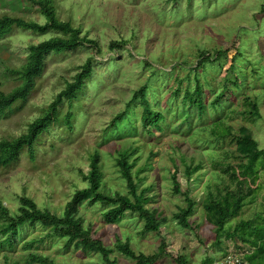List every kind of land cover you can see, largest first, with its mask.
I'll list each match as a JSON object with an SVG mask.
<instances>
[{
  "label": "rangeland",
  "instance_id": "obj_1",
  "mask_svg": "<svg viewBox=\"0 0 264 264\" xmlns=\"http://www.w3.org/2000/svg\"><path fill=\"white\" fill-rule=\"evenodd\" d=\"M54 3L58 18L71 21L80 28L81 35L96 40L99 52L83 45L46 55L34 91L21 108L17 103L8 116L0 119V140L26 133L28 124L43 114L56 94L72 81L79 66L92 59L93 67L82 92L71 106L67 102L59 106L58 120L34 143V156L25 148L10 166L0 167L3 205L15 212L19 198L26 196L39 208L61 214L74 192L87 186L83 176L94 154H98L106 190L124 194L127 189L115 166V150L135 147L137 151L130 157V161H136L132 172L135 175L138 169H143L138 175L141 181L136 193L149 187L145 207L165 219L160 230L141 233L143 221L129 213L118 224H108L99 204H83L79 211L85 225L92 222V229L97 231L103 245L112 249L109 257L114 264H134L130 257L114 248L117 238L122 242L128 239L136 254L158 253L160 257L154 264H178V256L186 258V264H201L206 256L212 257V264H230L232 257L247 264L244 256L252 251L260 257L263 252L257 251V247L255 250L238 237L228 238L224 234L217 249L202 202L208 193L217 192L216 184L222 186L221 178L230 186L228 175L222 173L220 166L230 162L238 175V163H245L237 159L232 142V135H238L241 127L247 128L258 147L264 149V0H54ZM5 14L39 24L45 22L35 5H26L25 0H0V16ZM53 36L51 31L38 34L14 28L0 40V91L9 92L17 86L16 76L10 72L24 64L28 46ZM114 41L126 42L111 50L110 43ZM217 51L221 54L215 58ZM200 53H207L211 61L195 70ZM231 63L240 77L236 85L231 83L233 72L227 71ZM196 78L206 105L201 119L185 96L187 90L193 91ZM142 86L152 109L164 115L161 129L150 128V133L141 125L140 99H132ZM220 93H223L221 105L210 106ZM246 98L257 102L258 116L244 113ZM67 112L73 114L71 129L64 123ZM120 113H125V117L116 122L118 130L110 129L109 125ZM219 119L230 127L231 135L220 138L211 134L212 128L218 134H226L224 125H213ZM188 165L195 167L190 174L185 172ZM244 180L252 194L239 214L226 222L224 232L240 221L264 226V156L255 162L252 175H245ZM176 183L178 193L174 190ZM187 197L195 206L188 219L192 228L185 229L177 224L174 214L186 207ZM44 233L41 226H24L15 237L14 246L1 248L0 264L5 253L17 264H25L28 251L22 244ZM37 245L35 251L49 256L55 264H105L98 253L66 250L64 241L58 238Z\"/></svg>",
  "mask_w": 264,
  "mask_h": 264
},
{
  "label": "trees",
  "instance_id": "obj_2",
  "mask_svg": "<svg viewBox=\"0 0 264 264\" xmlns=\"http://www.w3.org/2000/svg\"><path fill=\"white\" fill-rule=\"evenodd\" d=\"M26 5L30 3L31 6L35 5L37 11L44 17L45 22L39 24L35 21H28L20 17L2 15L0 16V40L5 38L14 28H18L24 31H30L32 33L45 34L48 31L54 33V36L42 41L38 44L28 46V54L25 58L24 64L17 70H12L11 75L16 76L17 86L11 91H0V119L8 116L13 107L18 103V107L21 108L22 104L26 101L31 92L34 91L36 80L42 75L45 66L44 60L46 55L51 53H62L72 51L83 45H88L91 49L99 52L98 42L86 35H81L80 28L73 25L71 21H61L56 13L54 0H25ZM126 41H114L110 43V49L122 47ZM226 52H223V55ZM221 52H216L214 57H218ZM236 55L239 54L236 52ZM200 61L197 63V67L194 69L203 68V63L211 61L210 56L200 53ZM91 58H88L84 64L79 66V71L73 77L71 82H67L65 87L54 97L53 101L46 107L43 114L28 124L26 133L19 137L7 140H0V167H8L17 158L18 154L27 148L30 155L34 156L35 142L38 137L43 134L47 129L58 120L59 106L63 102H67L69 106L73 100H75L82 92L86 79L90 76L93 64H91ZM234 61V59H232ZM234 63H231L228 70L233 72V80L231 83L237 84L240 81V77L234 72ZM238 76V77H237ZM239 79V80H238ZM242 79V78H241ZM145 86H142L134 92L133 101L140 99V106L142 112L140 115V121L144 131L149 132L148 129L153 128L156 130L161 129V123H164V115L159 110H154L151 107L150 102L147 100L145 94ZM202 87L198 83L194 85L193 91L187 90L185 96L188 102L193 106L194 110L200 119L203 117L206 111V105L201 97ZM223 99V93L215 95V99L211 102L210 106L216 107L221 105ZM246 110L244 113L247 115L258 116V104L253 99H245ZM243 113V112H242ZM243 113V114H244ZM125 117V113L116 115L115 119L109 125L110 129H117V121ZM189 117V114L188 116ZM73 114L67 112L64 116V123L69 129L72 127ZM129 124L130 121L126 120ZM188 122V120H186ZM214 127L225 126L226 134L217 133L212 128V133L218 135L220 138L225 137L229 132L230 127L224 124L222 120L214 122ZM108 128V129H109ZM125 129V127H124ZM121 131V130H119ZM232 142L235 144V153L237 159L241 161L245 160V163H238L239 172L236 174L235 168L230 162L225 166H220L223 174H227V180L229 187L223 183V179H220L221 187L216 184L217 192L213 194L208 193L203 202L202 207L204 210V218L211 226L215 236V245L219 249V239L222 234L228 238L238 237L242 242L250 244L252 247H257V251H262L260 257L255 256V251L249 255L245 254L247 264H264V226L262 224H253L252 221H240L232 229L225 230L224 225L226 222L235 218L242 210L244 205H247V197L252 194L250 186L244 180V176L253 173V166L256 161L264 156V149L258 147L257 142L253 139L248 129L241 127L238 135H232ZM137 151V148H118L115 150L117 156L115 158V166L119 172L120 177L125 182L126 193L119 191L109 192L106 190L102 181V172L98 166V154H94L89 159L88 171L83 179L87 182V186L76 190L71 199L65 204L61 214H54L47 209L39 208L35 202L26 196L19 198V206L15 212L3 205L0 201V250L4 246H14V239L17 236L20 229L24 226H41L46 233L42 237L33 238L27 242H24L23 247L28 253L25 255V264H55L54 260L49 256L36 252L38 245L45 242L47 239L58 238L64 241V247L67 250L72 248L74 250L86 253H98L105 264H114V261L110 260L109 254L111 248H106L103 245L101 239L96 235L97 231L93 230L92 222H88L85 225V218L80 214V208L83 204L94 206L99 204L103 207L102 216L104 221L108 224H118L121 219L127 214H136L137 217L143 221L141 233H156L160 230L161 226L165 223V219L160 213L155 210H151L145 207V204L149 201L148 197H145V193L149 187L143 188L136 193L137 184H140L141 178L138 177L139 173L143 170L138 169L134 173L132 172L135 166V159L130 161ZM195 167L192 165L186 166V173H192ZM173 177H175L173 175ZM140 180V181H139ZM174 190L178 193V184L174 185ZM186 200V207L179 208L174 214V219L177 224L182 228H192L189 223V217L193 214L194 201ZM114 248L120 251L125 257H130L134 264H154L158 261L160 255L155 253L151 256L143 253L136 254L129 245V240L124 242L121 238H117L114 243ZM161 248V245L159 249ZM3 264H17L10 259L6 253L2 255ZM236 264H242L239 259ZM229 258V259H232ZM186 258L178 256L176 262L178 264H186ZM212 257L206 256L201 264H212ZM227 264V263H226Z\"/></svg>",
  "mask_w": 264,
  "mask_h": 264
},
{
  "label": "built area",
  "instance_id": "obj_3",
  "mask_svg": "<svg viewBox=\"0 0 264 264\" xmlns=\"http://www.w3.org/2000/svg\"><path fill=\"white\" fill-rule=\"evenodd\" d=\"M231 261H233V262H231L230 264H236V262L238 261V260H235V259H232ZM229 262V261H228ZM229 264V263H228Z\"/></svg>",
  "mask_w": 264,
  "mask_h": 264
},
{
  "label": "clouds",
  "instance_id": "obj_4",
  "mask_svg": "<svg viewBox=\"0 0 264 264\" xmlns=\"http://www.w3.org/2000/svg\"><path fill=\"white\" fill-rule=\"evenodd\" d=\"M218 52V51H217ZM206 55H208L207 53H206ZM216 58V57H215ZM207 62H209V61H207Z\"/></svg>",
  "mask_w": 264,
  "mask_h": 264
}]
</instances>
